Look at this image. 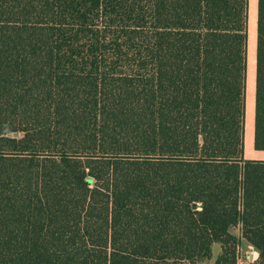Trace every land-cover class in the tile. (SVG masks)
Segmentation results:
<instances>
[{
    "label": "trees",
    "instance_id": "1",
    "mask_svg": "<svg viewBox=\"0 0 264 264\" xmlns=\"http://www.w3.org/2000/svg\"><path fill=\"white\" fill-rule=\"evenodd\" d=\"M248 7L0 0V264H264ZM255 56L264 149V0Z\"/></svg>",
    "mask_w": 264,
    "mask_h": 264
},
{
    "label": "rangeland",
    "instance_id": "2",
    "mask_svg": "<svg viewBox=\"0 0 264 264\" xmlns=\"http://www.w3.org/2000/svg\"><path fill=\"white\" fill-rule=\"evenodd\" d=\"M252 1L249 0V7H248V12H249V20H248V49H247V54H248V60H249V39L251 42V55H250V72L248 76V67H247V82H246V90H245V125H244V148L247 149L246 146L249 147V144L253 141V132H254V124H250L249 127V132H246L247 129V90L249 93V100H250V118L252 117L253 114V120H254V109L253 107L255 106V77H256V42H257V0H256V6L255 9L253 10L252 13V19L250 17V12L252 11ZM255 57V59H254ZM254 62H255V68H254ZM248 64V62H247ZM255 70V71H254ZM248 87V89H247ZM254 100V101H253ZM254 102V103H253ZM252 120V118H251ZM248 138V140H247ZM232 231L240 236V226H235L232 228ZM253 248L249 246L243 239L240 240L238 246L236 247V260L238 259L239 263L238 264H256V258L254 260L249 259L248 254H252ZM221 251L220 244L215 242L212 245V254L210 258L203 259L199 261L198 264H217L216 263V257ZM258 256V254H257Z\"/></svg>",
    "mask_w": 264,
    "mask_h": 264
},
{
    "label": "bare ground",
    "instance_id": "3",
    "mask_svg": "<svg viewBox=\"0 0 264 264\" xmlns=\"http://www.w3.org/2000/svg\"><path fill=\"white\" fill-rule=\"evenodd\" d=\"M252 11L250 12V17H251V19H252V13H253V10L255 9V6H256V0H253L252 1ZM250 21V20H249ZM249 46H250V48H249V60H248V76H249V72H250V65H251V61H250V55H251V42H250V39H249ZM254 59H255V57H254ZM254 68H255V62H254ZM255 71V70H254ZM247 89H248V87H247ZM249 93H248V90H247V129H246V132H249V127H250V124H252L253 125V123H254V120H253V114H252V120H251V118H250V108H249V105H250V100H249ZM254 101V100H253ZM254 103V102H253ZM253 109H254V107H253ZM247 140H248V138H247ZM247 148H248V146H246Z\"/></svg>",
    "mask_w": 264,
    "mask_h": 264
},
{
    "label": "crops",
    "instance_id": "4",
    "mask_svg": "<svg viewBox=\"0 0 264 264\" xmlns=\"http://www.w3.org/2000/svg\"><path fill=\"white\" fill-rule=\"evenodd\" d=\"M244 156L251 159H264V149H255L252 141L247 149L244 148Z\"/></svg>",
    "mask_w": 264,
    "mask_h": 264
},
{
    "label": "built area",
    "instance_id": "5",
    "mask_svg": "<svg viewBox=\"0 0 264 264\" xmlns=\"http://www.w3.org/2000/svg\"><path fill=\"white\" fill-rule=\"evenodd\" d=\"M249 246L254 249V247L252 245L249 244ZM257 254H258L257 251L254 249L252 254H248L249 255V259L250 260H254L255 258H257ZM238 263H239V261L237 259L234 264H238Z\"/></svg>",
    "mask_w": 264,
    "mask_h": 264
}]
</instances>
